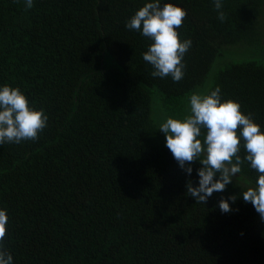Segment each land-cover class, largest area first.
Returning <instances> with one entry per match:
<instances>
[{
  "label": "trees",
  "instance_id": "trees-1",
  "mask_svg": "<svg viewBox=\"0 0 264 264\" xmlns=\"http://www.w3.org/2000/svg\"><path fill=\"white\" fill-rule=\"evenodd\" d=\"M146 2L33 0L26 10L0 0V87L19 88L48 116L38 140L0 145L13 264H264V222L239 195L258 173L245 161L223 192L196 203L186 183L198 186L203 165L181 169L154 117L155 90L179 112L223 49L260 42L264 0H222L223 22L214 0H160L187 12L176 29L192 41L179 82L151 75L142 54L152 41L125 27ZM216 87L264 131V62L227 65L207 94ZM231 195L232 211L221 212Z\"/></svg>",
  "mask_w": 264,
  "mask_h": 264
},
{
  "label": "clouds",
  "instance_id": "clouds-1",
  "mask_svg": "<svg viewBox=\"0 0 264 264\" xmlns=\"http://www.w3.org/2000/svg\"><path fill=\"white\" fill-rule=\"evenodd\" d=\"M25 9H31L33 0H24ZM217 18L223 22L226 13L222 0H214ZM187 15L185 9L160 0L146 2L125 22L127 29L141 32L152 41L143 55L154 71L153 77H171L179 82L184 77L186 65L183 57L192 46L190 39L181 42L176 29L182 26ZM48 116L44 109L30 107L29 100L19 88L7 84L0 87V145L36 141L47 127ZM166 137L165 144L181 169L191 175L192 164L199 161L198 186L191 179L186 183V195L196 203L206 204L214 192H223L233 177L241 172L247 161L258 173L254 187L239 194L245 203H251L264 222V131L251 113L244 114L234 100L221 101V89L216 87L209 94L194 93L190 96V114L183 120L167 118L159 128ZM205 130L203 143L201 130ZM239 129V135L237 130ZM243 141V143H241ZM245 152L243 160L239 155ZM235 160V162H233ZM237 195L221 198L219 209L229 213ZM8 215L0 209V264H13V256L3 244L7 232Z\"/></svg>",
  "mask_w": 264,
  "mask_h": 264
},
{
  "label": "rangeland",
  "instance_id": "rangeland-1",
  "mask_svg": "<svg viewBox=\"0 0 264 264\" xmlns=\"http://www.w3.org/2000/svg\"><path fill=\"white\" fill-rule=\"evenodd\" d=\"M229 48L223 49L222 53L217 56L204 82L197 86L192 93L187 95L184 99V107L179 112L172 113L166 110L162 103L158 100V98L160 99L161 94L155 90L154 117L160 125L166 122L169 117L183 120L187 115H189L190 96L194 93L206 95L212 88L217 73L227 65L233 62L247 60L264 62V36L258 43H247L243 46H229Z\"/></svg>",
  "mask_w": 264,
  "mask_h": 264
}]
</instances>
